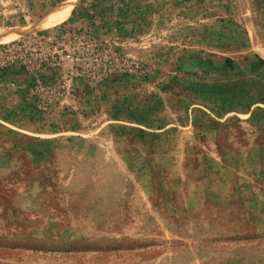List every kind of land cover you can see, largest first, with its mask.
Returning a JSON list of instances; mask_svg holds the SVG:
<instances>
[{"label":"rangeland","instance_id":"rangeland-1","mask_svg":"<svg viewBox=\"0 0 264 264\" xmlns=\"http://www.w3.org/2000/svg\"><path fill=\"white\" fill-rule=\"evenodd\" d=\"M62 1L0 0V264H264V0L102 2L125 76L63 55L51 112L15 116L51 87L19 74L38 35L94 2L41 26Z\"/></svg>","mask_w":264,"mask_h":264},{"label":"trees","instance_id":"trees-1","mask_svg":"<svg viewBox=\"0 0 264 264\" xmlns=\"http://www.w3.org/2000/svg\"><path fill=\"white\" fill-rule=\"evenodd\" d=\"M83 0H81L82 3ZM89 6L82 8V11L77 18L75 17L73 11L70 17L63 21L56 33L52 36L48 34L38 35L45 44H47L48 49L52 51L46 61L40 62L39 67L35 68V72L32 70H25L24 66L20 65L19 74L26 71L29 76V81L31 86H39L41 81H45V86H51L49 90L44 93H40L35 90L33 94H30L31 102H25L21 108H18L13 114L20 117L23 112L27 111L30 119L42 120L45 116L51 112V109L57 104L58 97L57 93L60 90L54 89L53 84L55 80L56 70L62 65L61 56H68L71 59L70 67L75 71L76 76L73 79L78 80H93L96 79L97 75L100 81L105 82H115L118 77L125 76V74H119L117 72H112L111 66L104 62L101 58L103 51L109 55V59L117 54L113 50V44L99 43L97 40L91 38L90 33L97 32L99 30H104L107 27V13L114 10L112 3L108 4V7H101V3L107 0H93ZM183 2H189L190 0H182ZM110 2V0H109ZM88 9L91 10L87 11ZM74 22H79L78 25L74 26ZM36 36H34L35 38ZM22 41H15L9 44L2 45L3 49L20 45ZM103 44V46H102ZM106 54V55H107ZM120 58V54H117ZM86 59L90 61H86ZM100 61L102 63V68H97L95 63ZM45 69L46 74H41L40 70ZM14 73V72H13ZM46 75V76H44ZM88 75V76H87ZM111 75H115L114 78L110 79ZM127 75V74H126ZM24 80V78H23ZM100 82V83H101ZM90 85H86L88 88ZM23 96V95H22Z\"/></svg>","mask_w":264,"mask_h":264},{"label":"bare ground","instance_id":"bare-ground-1","mask_svg":"<svg viewBox=\"0 0 264 264\" xmlns=\"http://www.w3.org/2000/svg\"><path fill=\"white\" fill-rule=\"evenodd\" d=\"M80 0H64L55 5L40 21V25L49 26L63 20ZM12 37V34L0 28V43Z\"/></svg>","mask_w":264,"mask_h":264}]
</instances>
